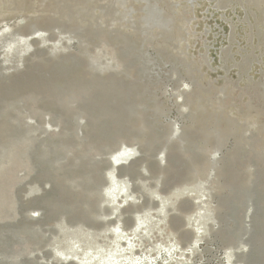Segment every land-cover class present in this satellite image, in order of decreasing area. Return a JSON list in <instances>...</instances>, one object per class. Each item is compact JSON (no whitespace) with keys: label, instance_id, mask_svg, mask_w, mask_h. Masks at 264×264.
Returning a JSON list of instances; mask_svg holds the SVG:
<instances>
[{"label":"rangeland","instance_id":"obj_1","mask_svg":"<svg viewBox=\"0 0 264 264\" xmlns=\"http://www.w3.org/2000/svg\"><path fill=\"white\" fill-rule=\"evenodd\" d=\"M5 24L37 43L0 47V264H73L55 250L109 228L122 144L138 153L117 173L140 199L125 228L159 209L155 192L205 184L214 222L190 263L232 249L264 264V0H0V36ZM189 195L166 244L193 242Z\"/></svg>","mask_w":264,"mask_h":264},{"label":"bare ground","instance_id":"obj_2","mask_svg":"<svg viewBox=\"0 0 264 264\" xmlns=\"http://www.w3.org/2000/svg\"><path fill=\"white\" fill-rule=\"evenodd\" d=\"M12 30L13 27L11 28L5 24L3 34L0 36V47L3 44L4 50L8 51L6 53L15 52L19 57L24 52L31 51L37 43L35 38L32 36L15 39L13 34H10ZM36 40H38V42H44V39ZM0 50H2V48ZM89 112L93 113L92 110H89ZM137 153L138 149L122 144L121 148L114 152L108 159L110 170L105 174L104 179L106 180V186L102 190V202L111 206L110 210L112 212L110 215L104 216L106 217L105 219H108V216L109 218L113 216V218L108 219L110 222L109 228H106L100 236L96 233H85L80 228L71 230L69 233L72 236L69 239L70 243L66 248L55 250L58 256L76 264H191L190 262L196 255L200 254L201 243L212 228L211 225L209 226L211 223L208 224V222H214L213 215H210V211L207 208L208 194H206L205 184L203 185L204 187L200 185L201 187L199 186L197 190L187 188L176 190L175 193L173 192L168 197H162L155 192L153 194L154 197H152L154 200H150L154 201V204L158 205L159 209L154 211L153 209H149L146 213L144 212V215H137L135 218L136 220L134 219L136 223L132 224L130 228H125L123 225L124 221L121 219L123 213L132 206L138 205L140 199L133 194L134 192L130 180L118 176L117 171L119 168L117 166L122 169L124 166L123 164H127ZM130 163L131 162H129V164ZM128 167L131 169V165ZM183 194L187 196L189 194V196H192L191 194L198 195L196 199L199 201L198 204L202 206L199 207L198 214L192 221V228H194L195 232H191V234L194 239L192 238V244H188L187 247H183L180 243L182 241L178 242L175 238L173 240L174 242L169 240L167 244L164 243L162 238V232L169 221L174 220L176 223V225L173 224L176 226L175 228L178 229V226L180 227V220L171 218L170 210L171 208L177 207L175 204ZM103 218L101 220H104ZM62 227L64 226H60V229ZM82 233L86 235L83 239H80ZM94 236L100 239L102 238L105 241L103 240V242L101 241V243H99L95 241ZM235 251L228 249L225 254L224 260L226 259V262L224 264H237L239 262V257ZM192 264H194V262H192Z\"/></svg>","mask_w":264,"mask_h":264}]
</instances>
